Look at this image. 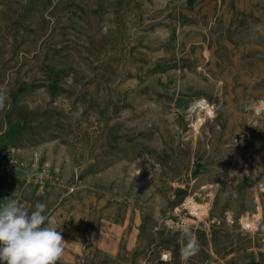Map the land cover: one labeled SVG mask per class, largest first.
<instances>
[{"label":"rangeland","instance_id":"obj_1","mask_svg":"<svg viewBox=\"0 0 264 264\" xmlns=\"http://www.w3.org/2000/svg\"><path fill=\"white\" fill-rule=\"evenodd\" d=\"M5 90L0 202L47 205L57 264H183L182 224L187 264H264L239 228L264 218V0H0Z\"/></svg>","mask_w":264,"mask_h":264},{"label":"clouds","instance_id":"obj_2","mask_svg":"<svg viewBox=\"0 0 264 264\" xmlns=\"http://www.w3.org/2000/svg\"><path fill=\"white\" fill-rule=\"evenodd\" d=\"M7 100L6 90L0 91V111L7 106ZM249 110L264 116V100L251 104ZM214 115V111L209 112L210 117ZM14 194L0 202V264H57L67 243L57 229L56 217L47 214V205L40 202L29 212L13 198ZM239 228L243 235L264 231V218L246 221ZM179 230L186 240L181 248V260L187 264L199 253L200 243L190 225L182 224Z\"/></svg>","mask_w":264,"mask_h":264},{"label":"bare ground","instance_id":"obj_3","mask_svg":"<svg viewBox=\"0 0 264 264\" xmlns=\"http://www.w3.org/2000/svg\"><path fill=\"white\" fill-rule=\"evenodd\" d=\"M199 105V109L198 111L201 112L202 111V107L204 106L203 102H196ZM196 105V104H195ZM195 111L194 107L191 109L190 114H192ZM199 116V114L197 115V117ZM184 204L188 207V210L191 213H196L198 211L197 209V201L195 200L194 196L192 195H188L185 199H184ZM227 219H230L229 216H227Z\"/></svg>","mask_w":264,"mask_h":264}]
</instances>
